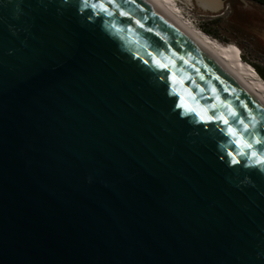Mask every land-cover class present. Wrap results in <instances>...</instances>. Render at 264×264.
<instances>
[{
  "label": "water",
  "instance_id": "1",
  "mask_svg": "<svg viewBox=\"0 0 264 264\" xmlns=\"http://www.w3.org/2000/svg\"><path fill=\"white\" fill-rule=\"evenodd\" d=\"M0 264H264V100L152 0H0Z\"/></svg>",
  "mask_w": 264,
  "mask_h": 264
},
{
  "label": "bare ground",
  "instance_id": "2",
  "mask_svg": "<svg viewBox=\"0 0 264 264\" xmlns=\"http://www.w3.org/2000/svg\"><path fill=\"white\" fill-rule=\"evenodd\" d=\"M166 13L175 18L181 25L199 39L211 52L224 61L240 78L264 100V80L235 51L232 43H225L203 31L182 12L178 0H152Z\"/></svg>",
  "mask_w": 264,
  "mask_h": 264
},
{
  "label": "rangeland",
  "instance_id": "3",
  "mask_svg": "<svg viewBox=\"0 0 264 264\" xmlns=\"http://www.w3.org/2000/svg\"><path fill=\"white\" fill-rule=\"evenodd\" d=\"M178 1L180 3V6L182 7V12L188 15L196 26L207 33H209L207 30H214L217 34L219 33L218 37H215L214 35L212 36L222 42L232 43L236 53L239 56L240 53L241 56L242 54H245L251 62L259 64L264 68V43L260 44L252 38L248 39V35L240 31L230 21H227L226 16L229 13H226L225 15L219 17L203 16L196 14L195 12H191L186 3L180 0Z\"/></svg>",
  "mask_w": 264,
  "mask_h": 264
},
{
  "label": "trees",
  "instance_id": "4",
  "mask_svg": "<svg viewBox=\"0 0 264 264\" xmlns=\"http://www.w3.org/2000/svg\"><path fill=\"white\" fill-rule=\"evenodd\" d=\"M262 4H264V0H256ZM209 34L214 35L215 37H218L219 35L214 30H207ZM240 53V52H239ZM241 56V53H240ZM246 62L249 63V65L254 69V71L264 80V68L260 66L259 64H256L254 62H251L250 59L244 54L241 56Z\"/></svg>",
  "mask_w": 264,
  "mask_h": 264
},
{
  "label": "snow or ice",
  "instance_id": "5",
  "mask_svg": "<svg viewBox=\"0 0 264 264\" xmlns=\"http://www.w3.org/2000/svg\"><path fill=\"white\" fill-rule=\"evenodd\" d=\"M93 7H96V5H93ZM101 8L103 7L102 5L100 6ZM110 14V13H109ZM225 124H227L228 122L225 120L224 121ZM231 131V130H230ZM232 135H235V132H232ZM251 145H248V147H250Z\"/></svg>",
  "mask_w": 264,
  "mask_h": 264
},
{
  "label": "flooded vegetation",
  "instance_id": "6",
  "mask_svg": "<svg viewBox=\"0 0 264 264\" xmlns=\"http://www.w3.org/2000/svg\"><path fill=\"white\" fill-rule=\"evenodd\" d=\"M219 34V33H218Z\"/></svg>",
  "mask_w": 264,
  "mask_h": 264
}]
</instances>
